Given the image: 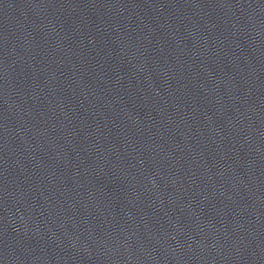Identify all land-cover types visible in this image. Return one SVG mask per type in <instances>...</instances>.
Here are the masks:
<instances>
[{"label":"water","instance_id":"95a60500","mask_svg":"<svg viewBox=\"0 0 264 264\" xmlns=\"http://www.w3.org/2000/svg\"><path fill=\"white\" fill-rule=\"evenodd\" d=\"M0 264H264V0H0Z\"/></svg>","mask_w":264,"mask_h":264}]
</instances>
